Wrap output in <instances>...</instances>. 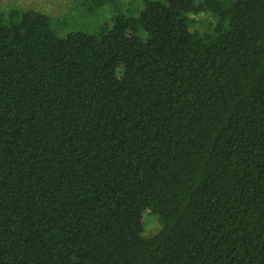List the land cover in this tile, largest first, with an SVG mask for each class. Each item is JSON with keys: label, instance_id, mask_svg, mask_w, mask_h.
I'll list each match as a JSON object with an SVG mask.
<instances>
[{"label": "trees", "instance_id": "16d2710c", "mask_svg": "<svg viewBox=\"0 0 264 264\" xmlns=\"http://www.w3.org/2000/svg\"><path fill=\"white\" fill-rule=\"evenodd\" d=\"M123 2L0 12V264H264V0Z\"/></svg>", "mask_w": 264, "mask_h": 264}, {"label": "rangeland", "instance_id": "374dc122", "mask_svg": "<svg viewBox=\"0 0 264 264\" xmlns=\"http://www.w3.org/2000/svg\"><path fill=\"white\" fill-rule=\"evenodd\" d=\"M81 1L82 0H0V12L15 7L23 11L36 10L48 15L52 19H58L59 28H62V30H65V28H79L87 32H92V28H96L98 22L96 23V21L88 19L86 14L84 15L81 8L85 5L82 4ZM125 1L126 0H124V2ZM62 30L60 31L63 32ZM155 230L154 217L148 212L145 213V234H152Z\"/></svg>", "mask_w": 264, "mask_h": 264}]
</instances>
